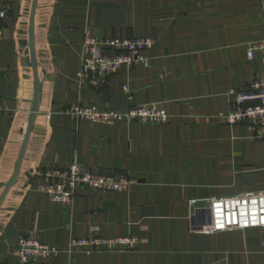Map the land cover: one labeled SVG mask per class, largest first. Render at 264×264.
I'll use <instances>...</instances> for the list:
<instances>
[{"label": "crops", "instance_id": "0c3cea01", "mask_svg": "<svg viewBox=\"0 0 264 264\" xmlns=\"http://www.w3.org/2000/svg\"><path fill=\"white\" fill-rule=\"evenodd\" d=\"M7 2L0 21V194L34 99L33 0ZM87 31L97 39L151 38L153 45L143 65L121 69L96 90L79 89ZM260 43L264 0H37L40 99L19 174L0 206V264L16 262L13 247L22 238L57 250L44 264H264V227L205 233L202 222H191L211 199L264 191V141L223 120L234 107L231 91L250 90L262 74L261 52L252 60L247 53ZM76 105H148L168 120L77 121L65 113ZM73 163L131 185L121 193L79 189L69 204L50 201L41 187L51 181L38 173ZM92 235L138 242L127 251L68 252L71 239Z\"/></svg>", "mask_w": 264, "mask_h": 264}, {"label": "built area", "instance_id": "2783aa9c", "mask_svg": "<svg viewBox=\"0 0 264 264\" xmlns=\"http://www.w3.org/2000/svg\"><path fill=\"white\" fill-rule=\"evenodd\" d=\"M10 5L7 0H0V21L3 20ZM81 48V62L77 73V87L96 90L105 84L106 78L118 73L121 69L143 65L144 51L153 45L151 38L110 37L97 39L86 32ZM261 52L263 71L258 81L250 90L231 91L233 109L223 117L229 125L244 124L252 132V137L264 141V43L249 44L247 53L250 60L254 53ZM123 92L129 95L126 86ZM77 121H89L112 125L117 122H137L138 124H163L168 120L165 111L153 106L140 105L124 111L99 109L97 106H72L65 110ZM264 159V151H263ZM49 182L41 187L50 201L69 204L77 190L86 189L97 192L121 193L129 189L131 182L127 177L105 176L86 171L81 165L73 163L65 170H50L38 173ZM196 201H190L193 207ZM210 224L202 231L214 233L233 229L264 227V191L246 193L241 196L214 198L208 202ZM97 227L91 228L94 234ZM137 238H98L92 235L88 239H71L68 252L117 250L127 251L137 244ZM14 264H44L43 259L56 253L53 247L41 244L36 239L22 238L13 247Z\"/></svg>", "mask_w": 264, "mask_h": 264}, {"label": "water", "instance_id": "95a60500", "mask_svg": "<svg viewBox=\"0 0 264 264\" xmlns=\"http://www.w3.org/2000/svg\"><path fill=\"white\" fill-rule=\"evenodd\" d=\"M36 7H37V0H33L32 5H31V9H30V17H29V40H28L30 56H31V66H32L33 77H34L33 105H32L30 118L28 121V127H27L25 134H24V137H23L22 145H21V148L19 151V155H18L16 164L14 166L13 174H12L10 180L7 182L5 188L3 189V191L0 194V206L3 203V201H4L7 193L9 192L10 188L14 185V183L17 179V176L19 174L21 162H22V159H23V156L25 153V148L27 146L29 134L31 132V128L33 125V120H34L36 113H37L38 103H39V99H40L38 69H37L35 52H34V45H33V26H34V16H35ZM191 222H192L193 226H197V224L199 222H202V224H204V226H202V227L208 226L210 224L209 210L208 209L196 210L194 212V215L192 216ZM195 228L200 229L199 227H195Z\"/></svg>", "mask_w": 264, "mask_h": 264}]
</instances>
